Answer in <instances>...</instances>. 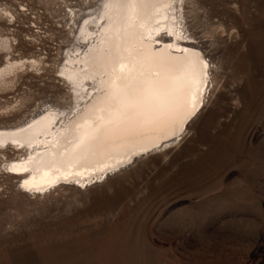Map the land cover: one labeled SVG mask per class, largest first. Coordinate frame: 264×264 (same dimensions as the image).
<instances>
[{
    "label": "rangeland",
    "instance_id": "rangeland-1",
    "mask_svg": "<svg viewBox=\"0 0 264 264\" xmlns=\"http://www.w3.org/2000/svg\"><path fill=\"white\" fill-rule=\"evenodd\" d=\"M96 1L0 0V67L25 62L0 81V127L71 105V10ZM193 1L213 69L204 109L167 149L85 188L29 195L7 168L25 150L0 148V264H264V0Z\"/></svg>",
    "mask_w": 264,
    "mask_h": 264
},
{
    "label": "bare ground",
    "instance_id": "bare-ground-1",
    "mask_svg": "<svg viewBox=\"0 0 264 264\" xmlns=\"http://www.w3.org/2000/svg\"><path fill=\"white\" fill-rule=\"evenodd\" d=\"M191 1L97 0L71 10L72 45L60 66L71 105L43 104L27 121L0 127V148L26 152L7 163L19 190L85 188L181 138L213 82L207 42L185 15ZM24 65L8 59L0 81Z\"/></svg>",
    "mask_w": 264,
    "mask_h": 264
},
{
    "label": "snow or ice",
    "instance_id": "snow-or-ice-1",
    "mask_svg": "<svg viewBox=\"0 0 264 264\" xmlns=\"http://www.w3.org/2000/svg\"><path fill=\"white\" fill-rule=\"evenodd\" d=\"M5 15H7V13H4Z\"/></svg>",
    "mask_w": 264,
    "mask_h": 264
}]
</instances>
